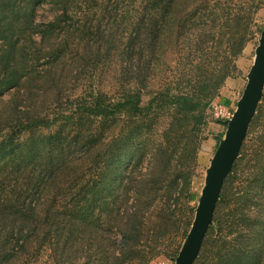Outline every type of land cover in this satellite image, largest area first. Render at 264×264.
<instances>
[{"label":"trees","instance_id":"1","mask_svg":"<svg viewBox=\"0 0 264 264\" xmlns=\"http://www.w3.org/2000/svg\"><path fill=\"white\" fill-rule=\"evenodd\" d=\"M45 4L52 16L38 20ZM226 4L0 0V264L43 248L51 264H144L155 254L144 255L141 242L146 209H164L165 197L190 177L181 178L183 159L196 153L205 110L235 69L228 42L233 55L244 44L232 29L249 28L250 6L228 11ZM214 23L227 27L222 38ZM207 33L209 51H223L217 66L199 62L175 77V87L167 77L153 83L168 46L195 35L196 51ZM111 55L118 63L112 95L92 88L67 111L50 112L63 97L60 65L101 71ZM159 117L166 123L158 132ZM159 197L164 204H154ZM209 255L206 264H264V96L198 257Z\"/></svg>","mask_w":264,"mask_h":264},{"label":"rangeland","instance_id":"2","mask_svg":"<svg viewBox=\"0 0 264 264\" xmlns=\"http://www.w3.org/2000/svg\"><path fill=\"white\" fill-rule=\"evenodd\" d=\"M222 1L223 3H227L225 6L228 11L239 10L242 7L250 6L248 9L249 14L247 16L249 28L245 31L244 28L238 31V27L236 30L234 28L232 29L233 32H239L238 35L241 38L243 34L244 44L241 46L240 53L233 55L236 51L235 46H230L232 42H228V63L232 61L235 65V69H231V72L220 87L219 93L213 98L205 110L206 125L201 128L199 133L201 139L199 140L196 153L193 154L186 152V157L183 159V173L181 174V178L184 179L183 177L187 174H190V177L179 182L178 188L170 201L165 197L166 204L164 209L162 205H159L157 210L153 207H147L146 209V230L148 233L144 234L141 242L145 247L144 255L147 256L151 253L155 254H153V256L150 257V259L144 264L173 263L175 255L180 249L193 219L195 207L200 196V191L204 183L205 172L210 159L217 147L218 140L223 136L226 127L225 122L228 119V115L233 112L236 102L245 85L247 72L253 62L254 49L258 43L260 32L264 27V0ZM210 2L212 4L215 0H210ZM51 16V9L47 4L38 8V20L46 21L50 19ZM199 26H201V24L197 25V27ZM212 26H214L213 30L215 35L219 34L218 37L221 36L222 38V35L225 34L227 27L220 28L217 23L212 24ZM196 30V27H193L190 32H195ZM190 38L191 40L189 43L180 41L172 46H168L166 53L164 54V60L167 63L163 66L162 71L153 78V83H155L156 86L161 78L166 79L167 77L169 80L174 81L172 86L175 87V77L182 73V71H186L187 75H189L190 70L195 69L199 65V62L203 64L204 68H207L209 66H217V63L221 61L220 58H223V51L219 49L215 51L216 53H214V49L209 51L206 46V38H209L208 43L211 42L209 33L206 34L203 44L202 39L198 40L201 42V48L196 51L193 41H196L197 39L195 35H191ZM189 49L193 51L188 53ZM66 57L69 58V55ZM61 67L64 68L63 76H65L61 93L63 97L60 102L50 108V112L52 109L56 111L61 110L63 112L67 111L70 105L76 102L75 98L78 95L83 96L92 88H100L101 90L108 91L110 95L113 94L112 76L118 69L116 55L110 56L107 63L103 65V69L101 71H99V66H96L92 71V69L86 65V62L73 64L70 69H68V66L63 67L60 65L59 68ZM69 70L72 72H69ZM159 76L161 78H159ZM51 94L52 93H49L47 95L50 96ZM10 97L11 94L6 93L2 96L1 100L5 102L8 101ZM146 98L147 96L144 97V99ZM51 100L52 99H47V102L49 103ZM1 105L2 102H0V106ZM165 123V118L159 117L156 130L159 132ZM155 135L157 136V134ZM140 169L145 171L144 162L140 166ZM168 181L169 179L166 181L165 185L168 184ZM165 188L166 187L164 186V189ZM160 198L161 197H159L156 201L154 200V204H158V202H163L164 204L165 202ZM168 203H170L169 208L167 207ZM226 209L228 210V205ZM116 237L117 239L119 238L118 235H116ZM32 251L33 250H31V252ZM212 258H214V256L211 255L197 257L194 264H206ZM16 264H51V262L47 257L46 249L43 248L36 256H28L24 254L18 258ZM66 264H68V261Z\"/></svg>","mask_w":264,"mask_h":264},{"label":"water","instance_id":"3","mask_svg":"<svg viewBox=\"0 0 264 264\" xmlns=\"http://www.w3.org/2000/svg\"><path fill=\"white\" fill-rule=\"evenodd\" d=\"M264 96V27L254 49L253 62L236 106L226 120L223 136L210 159L204 183L186 237L172 264H194L211 225L224 181L230 174L246 138L257 106Z\"/></svg>","mask_w":264,"mask_h":264},{"label":"built area","instance_id":"4","mask_svg":"<svg viewBox=\"0 0 264 264\" xmlns=\"http://www.w3.org/2000/svg\"><path fill=\"white\" fill-rule=\"evenodd\" d=\"M232 113L228 115V119L231 117Z\"/></svg>","mask_w":264,"mask_h":264}]
</instances>
